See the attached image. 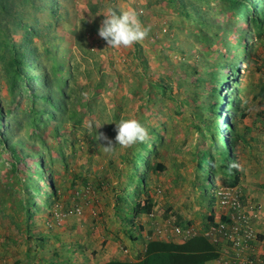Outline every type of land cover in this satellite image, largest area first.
Wrapping results in <instances>:
<instances>
[{
    "label": "rangeland",
    "instance_id": "obj_1",
    "mask_svg": "<svg viewBox=\"0 0 264 264\" xmlns=\"http://www.w3.org/2000/svg\"><path fill=\"white\" fill-rule=\"evenodd\" d=\"M4 1L0 0V14ZM7 1L13 13L19 12L24 18L37 14L40 25L55 24L51 31L57 38L55 42L52 36L46 40L36 32L34 44L38 61L55 81L54 87L63 92L69 110L59 111L47 124L22 123L15 129L12 140L25 149L24 153L14 155L4 143L0 144V264H100L111 257L107 235H134L130 224L115 214L113 200L137 167L130 159L134 157L136 165L142 163L131 151L137 143L126 148L116 145L105 152L99 143L106 141L98 142L96 135L102 125L98 131L114 140L115 122L122 118H136L149 130V136L154 135L149 125L158 121L168 125L166 142L163 145L158 141L160 160L166 169L148 175L156 200L154 217L167 222L187 199L203 213L211 212L213 204L202 190L205 174H199L197 155L210 145L211 134L206 127H200V133L192 115L196 107L194 89L202 92L204 86L210 88L211 71L225 62H236L246 66V75L252 81L248 87L250 91L253 88L247 101L250 105L256 86L264 84V41L249 25L250 18L246 16L233 26L240 16L233 7L220 0H194L206 10L211 24L216 21L219 27L231 29L228 38V32L223 33L220 43L209 46L199 40L194 16L186 14L188 9L180 0L174 5L168 0H61L59 21L54 14L40 9L44 0ZM108 6L136 9L143 25L149 28L147 37L127 48H108L97 33ZM10 24L4 21L3 28L0 26V107L4 110L0 112L23 119L27 106H31V89L20 91L19 103L14 102L8 87L9 71H14L9 47L23 34ZM246 36L247 51L243 44ZM197 48L200 52H195ZM190 56L197 59L193 61ZM55 61L65 65L64 75L54 68ZM204 64L207 70L202 73ZM227 69L228 89L234 88L231 93L237 98L234 111L238 117L237 103L241 106L247 98L243 91L239 93L244 71ZM23 71L31 76L37 73L29 67ZM158 85L161 87L156 90ZM260 125V135L251 136L253 140L249 138L248 143L239 139L234 148L238 166L245 169L248 148L254 146L255 178L264 168V124ZM162 126L164 135L166 127ZM226 134L232 136L234 132ZM26 151L38 154L32 156ZM44 161L46 177L57 185L55 193L41 178L43 170L38 163ZM216 182L223 183L221 179ZM208 193L217 200L212 187ZM75 204L82 207L81 213L54 220Z\"/></svg>",
    "mask_w": 264,
    "mask_h": 264
},
{
    "label": "trees",
    "instance_id": "obj_2",
    "mask_svg": "<svg viewBox=\"0 0 264 264\" xmlns=\"http://www.w3.org/2000/svg\"><path fill=\"white\" fill-rule=\"evenodd\" d=\"M220 1L223 4L230 5L239 13V19L235 21L236 23H233V26L235 24L239 25L247 16L250 18L249 25L253 28V31L258 36H261L264 41V0ZM168 3L174 5L178 3V0H168ZM180 3L184 5L186 9L193 11L192 13L188 10L185 12L186 14H192V16H194L195 23L197 24L196 27L198 28L196 34L201 43L209 46L220 43L221 37H225L223 33L231 30H229L228 27H219L216 21L211 24V22L207 20L206 10L198 7L199 5L194 0H180ZM61 4V0H44V7H40V9L43 12L46 11L54 14L57 18L56 21H59L61 15H58L57 13L60 11ZM2 9L3 14H0V26L3 28L4 21L11 23L10 25L13 29L22 30L23 34L21 35L20 41L14 40L9 47L10 56L12 57L11 67L14 68V71H9L8 87L14 96V102L16 104L19 103L17 95L19 96L18 93L20 91L31 89V106H27V110L23 113L27 116L23 119H15L14 114L10 116L8 113L0 112V144L4 143L14 155H19L20 153H24L25 149L23 147H17V143L12 140V134L15 129L21 127L22 123H26L29 126L47 124L50 119L56 118L55 114L59 111L63 112L66 109V113L69 108L65 106V100L62 96L63 92L57 85L58 89L54 87L55 81L50 74H48L43 63L38 61L39 52L37 45L34 44V38L37 33L41 36L43 35L46 40H48V36H52L55 42L57 38L51 33L55 24L52 25L47 22L44 26L43 24L40 25L38 23L39 17L36 16L37 14L33 17L24 18L19 12L13 13L10 2L7 0L4 1ZM229 34L230 33L228 32L227 38ZM247 37L248 36H246L243 43L245 51H247L248 48V45L246 44L248 42ZM54 42H52L51 45ZM195 52H200L199 48H197ZM205 55H208V53L204 54L202 58ZM190 57L193 61L194 59H197L195 56ZM203 62L205 63V61ZM186 64L187 63L184 64V67ZM230 64L225 62L223 67H218L211 71V80H209L210 88L203 85L204 88L202 89L204 91L202 92L194 89V93L196 94V107L193 110L192 115L198 121L197 127L199 132L203 133V130L200 129V127H206L211 134L210 145H205L197 154L200 160L199 174H201V171L205 174L202 190L204 195L209 197L210 205L215 201L214 198L209 196L208 191L211 187L214 190L217 188L218 184L215 183L216 179H221L223 183L220 182V184L226 186H236L241 180V171L238 170L239 166L229 167V165L232 162H235V164L238 165V155L234 148L239 139L245 140L246 143L249 142L247 131L245 132L238 129L237 124H234V122L242 123L247 117L249 110V104L247 101L253 89L252 88L250 91L248 90V87L249 85L251 87L252 81L248 80V75L245 74L244 86L240 89L247 98L245 101L243 100L241 106L240 102L237 103V110L240 109L238 117L234 118L237 113L234 111L236 103L233 102L235 101L234 97L228 89V73L230 72L227 68L231 67L236 73L239 64L236 62ZM26 67L35 69L37 73L34 76H31L30 73H28L29 71H23V68L26 70ZM205 67H207V64H204L202 73L207 70ZM54 68L62 71L63 75L67 71L64 64H57L56 61ZM223 80L224 83H221ZM197 82L198 84H201V79ZM261 84L256 87H260ZM253 86L255 87V84H253ZM159 87L161 86L158 85L156 90H158ZM60 94L61 96H58ZM262 96H264V93ZM227 97L229 99H227ZM253 98L254 96H252V99ZM41 100H44L45 104L39 105ZM151 100L153 101V98H151ZM228 101L229 107L227 108L226 102ZM0 110L4 111L2 107H0ZM226 113H228L227 116L225 115ZM228 116L231 119L234 118L232 119L233 123H229ZM57 119L62 121L63 117L58 116ZM209 120L211 122H209ZM162 125L166 127L164 135H162L163 132L160 127ZM158 127L159 131L161 130L160 132L157 129ZM149 128L154 135L148 136L145 142H138L137 145L131 148V151L134 154L139 155L142 163L136 165L137 161L134 157L130 159L132 166L135 165V167H137L133 171L130 180L117 191L113 200L115 214L122 222L131 225L135 223L138 217L152 213L156 206V201L149 187L150 180L148 175L151 172L159 173V171L166 169V165L160 160L161 151L158 148V145H160L158 141H161L163 145L166 142L167 135H169L168 125L165 121H158L149 125ZM227 128L231 129L234 132V135L230 136L226 134ZM26 152L32 156H37L38 154L28 153V151ZM38 164H40L39 167L43 170L41 178L50 185L55 193L57 185L54 179L46 177L47 168L45 167V161L42 164ZM50 177L52 178V176ZM136 177L138 182L137 185L134 184ZM211 209L214 210V205ZM219 256L220 247L217 243L211 241L204 235H193L183 242L151 239L146 245L143 256L138 260L111 259L103 264H206L208 261L216 259Z\"/></svg>",
    "mask_w": 264,
    "mask_h": 264
},
{
    "label": "crops",
    "instance_id": "obj_3",
    "mask_svg": "<svg viewBox=\"0 0 264 264\" xmlns=\"http://www.w3.org/2000/svg\"><path fill=\"white\" fill-rule=\"evenodd\" d=\"M263 84L257 87L254 91V98L250 102V107L247 113V117L242 123H239L238 129L241 131H247V135L250 140H253L254 135H260L261 132L259 125L264 123V93ZM256 97V98H255ZM263 110V111H262ZM250 151L248 154V160L244 169V166L239 167L241 171V180L236 185L244 192L249 201L258 203V207L254 212V218L252 221V234L249 236L245 232L235 234L238 237L239 244L233 245V242H228L225 238H220L219 241H211L217 243L220 247V256L216 259L208 261L206 264H233L236 257L249 256V255H261L264 256V168H261L258 172V177L253 175V167L255 162L256 150L254 146L248 148ZM255 153V154H253ZM260 176V177H259ZM184 202V205L180 206L181 210L175 215H171L169 220H159L152 214L142 215L138 217L140 222L137 223L134 229V235L126 232L120 235H107L109 238V252L110 256L104 259L100 264L105 263L111 259L120 260H138L145 252L146 245L151 239H161L166 241L183 242L190 236L186 232L177 233L174 229V222L181 225H190L194 231L200 233L206 229L210 221H218L222 213L220 209L216 208L211 210L208 214L203 213L199 207H194L190 203V199ZM164 223H163V222ZM163 224V225H162ZM133 230H131L132 232ZM123 243V244H122ZM126 245V247H125ZM125 247L124 250L122 248ZM97 260H99L97 258Z\"/></svg>",
    "mask_w": 264,
    "mask_h": 264
},
{
    "label": "clouds",
    "instance_id": "obj_4",
    "mask_svg": "<svg viewBox=\"0 0 264 264\" xmlns=\"http://www.w3.org/2000/svg\"><path fill=\"white\" fill-rule=\"evenodd\" d=\"M102 15H103V19L100 21L97 33H98V36L102 38L106 42V44L109 46L108 48H111L113 50H118L121 47L127 48V47L132 46L135 42L143 41L148 35L149 28L143 25V23L139 19V13L134 8L118 9L113 6H108L106 11ZM240 69H243L244 71L246 70V66L245 65L243 66V64H240L238 66V70ZM243 80H244V77H243ZM233 89L234 88H232V90ZM232 90H229V91H232ZM240 91L241 89H239V93ZM231 95H233L234 97V94L231 93ZM237 97L238 99L240 98V96H237ZM227 99L229 98L227 97ZM234 100L235 101L233 102L236 103L237 98H234ZM226 107L227 108L229 107V101L226 102ZM225 115L227 116L228 113H226ZM236 117L237 116L235 115L234 118ZM228 119H229V123H233L232 119L229 116H228ZM236 124L238 125V122ZM101 126H99L96 129V135H97L98 142L106 141V143H99L100 145L103 146V150L105 152L112 151L116 145L126 148L138 142H141V143L145 142L149 136V130L136 118H122L118 122H115L114 130H115L116 135L114 137V140L105 136L103 132L98 131V129ZM230 130L231 129L227 128L226 132L229 133ZM229 167H238V165H236L235 162H232L229 165ZM215 183L218 185L215 190L213 189V191L216 193L217 200H218V190L221 187L226 186V185H222L219 182L217 183L216 180H215ZM231 187H237V186H231ZM217 200L214 199L215 201L213 203L214 209L216 208L219 209V207H217L216 205ZM75 208H80V211L79 212L75 211L74 213L70 214L69 211ZM81 212H82V207L79 206L78 204H75L71 208L68 207L67 210H64L61 212V215H63L61 219L71 216L73 214H79ZM137 219L135 223H133L132 225L130 224V228H132L131 230L135 229V226L138 223ZM54 220L56 221L58 220L57 216L54 218ZM176 225H181V224L174 222V226ZM181 226H186V225H181ZM195 235H203V234H195Z\"/></svg>",
    "mask_w": 264,
    "mask_h": 264
},
{
    "label": "built area",
    "instance_id": "obj_5",
    "mask_svg": "<svg viewBox=\"0 0 264 264\" xmlns=\"http://www.w3.org/2000/svg\"><path fill=\"white\" fill-rule=\"evenodd\" d=\"M245 77V75H244ZM217 207H219L222 216L218 221H210L209 226L200 233L194 231L193 227L176 225L174 227L177 233L186 232L188 236L195 234H203L214 241L225 238L228 242H233V245H238L239 240L237 235L241 232L252 234V221L254 212L258 207V203L249 201L244 192L238 187L223 186L218 190ZM79 212L80 208L71 209L70 214ZM63 215H57L58 220ZM233 264H264V256L249 255L237 256Z\"/></svg>",
    "mask_w": 264,
    "mask_h": 264
},
{
    "label": "bare ground",
    "instance_id": "obj_6",
    "mask_svg": "<svg viewBox=\"0 0 264 264\" xmlns=\"http://www.w3.org/2000/svg\"><path fill=\"white\" fill-rule=\"evenodd\" d=\"M242 70H243V69H242ZM245 72H246V70H244V74H245ZM244 74H243V77H244ZM242 82H243V83H242L243 85H241L240 87L244 86V80H243V78H242ZM238 83H240V82L238 81Z\"/></svg>",
    "mask_w": 264,
    "mask_h": 264
}]
</instances>
